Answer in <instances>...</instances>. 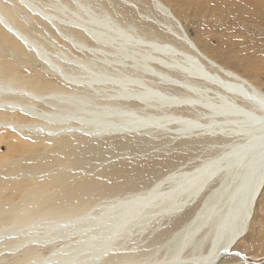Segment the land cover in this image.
I'll return each mask as SVG.
<instances>
[{
  "label": "bare ground",
  "instance_id": "bare-ground-1",
  "mask_svg": "<svg viewBox=\"0 0 264 264\" xmlns=\"http://www.w3.org/2000/svg\"><path fill=\"white\" fill-rule=\"evenodd\" d=\"M52 1L58 4L53 7V14H48L31 0H0V45L8 46L11 55L31 54L57 81L71 89L70 93H57L52 91L51 83H43L50 90L47 94L54 96V101L48 104L40 100L38 86L29 88L24 82L26 79H16L13 77L16 72L9 73L13 69L5 68V64L0 66V97L6 94L14 97L11 101L0 99V108L17 113L25 120V123H15L7 120L11 116L0 114V125L24 128L29 138L32 137L12 151L21 153L47 143L52 151L51 144L64 140L97 141L118 134L117 131H145L151 124L162 125L171 117L182 119V116L161 112L169 109L188 112L192 107L207 113L205 131L237 135L227 138L219 155L189 170L169 171L146 188L123 195L109 194L110 186L108 194L94 202L77 198L85 197L86 191L75 194L83 189L82 183L54 191L53 187L65 184V180L50 175L40 183L33 182V177L16 179L13 194L33 186L26 194L31 204L0 205L3 225L0 227V264L220 263L247 234L257 200L264 190V90L261 85L208 57L184 32L176 36L182 46L180 50L170 43L145 39L136 29H130L134 34L130 33L127 28L112 23L105 11L100 15L96 10L89 12L92 7L85 0ZM39 3L46 7L45 3ZM8 5L11 12L13 6L19 5L46 24L57 20L54 27L59 32L70 29L94 42L97 46L93 48L116 56H103L102 64L95 66L86 62L88 58L82 62L57 52L49 55L42 42L22 32L4 12L3 7ZM160 10L179 29L180 24L169 8L161 5ZM62 15L64 19L57 18ZM67 39L73 47L87 48L69 36ZM107 48L110 49L105 51ZM62 63L75 64V68L68 71ZM124 64H128L127 69ZM132 72L146 77L148 82L131 78ZM151 77L162 83L165 91L154 89ZM131 86L140 88L132 91ZM104 89H113L114 93L103 95ZM79 90L86 94L72 95ZM170 90L172 94L166 92ZM23 98L33 103H23ZM38 102L57 112L37 109ZM145 104H152V108L157 104L158 114H140L141 119L135 118ZM115 116L119 117L118 121H114ZM196 120L188 119L190 123ZM40 135L47 140L37 141L35 138ZM53 171L69 169L60 166ZM195 203L192 215L170 243L155 246L147 254L135 245L137 241L129 244L133 232L141 236L153 221L170 222ZM46 205L51 207L41 210ZM156 227L159 228L158 223Z\"/></svg>",
  "mask_w": 264,
  "mask_h": 264
},
{
  "label": "rangeland",
  "instance_id": "rangeland-1",
  "mask_svg": "<svg viewBox=\"0 0 264 264\" xmlns=\"http://www.w3.org/2000/svg\"><path fill=\"white\" fill-rule=\"evenodd\" d=\"M39 2L45 3L46 7ZM85 2L92 7L89 12L93 13L96 10L100 15V12L105 11L112 23L127 28L128 31L136 29L145 39L170 43L180 50L182 46L176 36L177 33L184 32L208 57L260 84L261 89L264 90V0H85ZM31 3H36L39 5L37 8H41L40 11L48 14H53V7L58 4L52 0H31ZM161 5L169 8L181 26H178L179 29L160 10ZM3 8L22 32L44 44L49 55H56L53 53L57 52L82 62L88 58L86 62L95 66L102 64L103 60L101 62L100 58L103 56L114 57L115 55L112 52L107 53L93 48L97 46L94 42L70 29L59 32L54 27L57 20L46 24L39 17L30 16L29 12L24 11L19 5L13 6L12 12L9 5ZM57 18L64 19V15ZM129 32L134 34L133 30ZM68 36L96 52L89 51L87 48L73 47L69 44ZM0 51V66L5 64V68L13 69H9V73L16 72L17 76L12 75L16 79L19 77H22L19 79L23 81L26 79L24 82L30 86L29 88L38 86L37 88L41 89L42 102L51 104L54 101L52 99L54 96L47 94L50 90H47L48 87L45 88L43 83L45 85L51 83L53 92L70 93L71 89L57 81L55 75L31 54L24 57L18 54L11 55L8 46L4 45H0ZM5 60H8V63ZM62 65L68 71L75 68V64L72 63H62ZM124 65V69H127L128 64ZM109 69L111 70V67ZM130 75L131 78H140L144 83L148 82L144 76H136L133 72ZM150 79L153 81L154 89L165 91L162 83L155 82L153 77ZM163 83L166 84V82ZM139 88V86H131L130 90L136 91ZM104 90L103 95L114 93L113 89ZM166 92L173 93L172 90ZM84 94L86 93L81 90L72 92L73 96L78 97ZM13 98L7 94L0 97L1 100L6 101H11ZM97 99L104 100L99 97ZM22 102L33 103L28 98H23ZM151 105L145 104V108L138 110L139 115L135 118L141 119L140 117L147 113L158 114L157 104H154L153 108ZM35 106L37 109L57 112L56 109L41 102L36 103ZM161 113L175 114L182 116V119L171 117L162 125L151 124V128L145 131L138 130L136 133L117 131L118 134L103 137L97 141L64 140L61 141L63 143L51 144L59 149L56 151H53L54 148L51 151L47 143L46 146L43 144L37 149L15 153L12 151L13 148H19L20 142L28 141L32 137L29 138V133L24 128H6L0 125V205L31 204L26 194L33 186L17 190L16 194H13L17 187L16 179L28 180L33 177L31 179L33 182L37 180L40 183L47 181L46 175L65 180V184L53 187L54 191L68 187L69 184L73 186L76 182L82 183L83 185H79L83 189L77 192V189H72L76 192L73 194L86 191L85 197L80 195L77 198H85L89 202L97 201L107 195L110 186L112 188L109 194L113 196L136 192L146 188L169 171L189 170L203 161L216 157L229 140L227 138L237 135L216 130L215 132L207 129L205 131L207 125L205 122L209 117L206 112L196 107H192V110L188 112H181L186 117L172 109ZM0 114L11 116V119H7L12 120L11 122L25 123V120L18 117L17 113L7 112L3 107L0 108ZM191 117L197 120L190 123L188 119ZM118 120L119 117L115 116L114 121ZM39 124L43 123L39 122ZM153 126L159 129L154 130ZM40 136L35 139L43 142L47 140L44 136ZM15 161L20 163L12 164ZM60 166L68 168L69 171H53ZM79 168L82 171H77ZM70 196L68 194L69 198ZM196 203L176 215L170 222L165 223V219L160 222L153 221L141 236L133 232L129 244L134 240L137 241L135 245L138 244L143 253L147 254L155 246L170 243L173 236L180 233L181 227L192 215V210L197 206ZM44 207L41 210L51 205ZM252 217L245 237L234 247L233 252L218 264H264V190L257 200ZM157 223L158 229H156ZM2 226L0 224V227ZM150 232H153L152 235L146 238ZM162 250L163 248L159 250V255ZM44 253L45 251H42V254Z\"/></svg>",
  "mask_w": 264,
  "mask_h": 264
}]
</instances>
